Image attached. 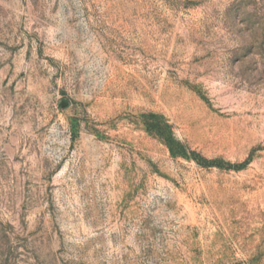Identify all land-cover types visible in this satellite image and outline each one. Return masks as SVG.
Instances as JSON below:
<instances>
[{
    "label": "rangeland",
    "instance_id": "obj_1",
    "mask_svg": "<svg viewBox=\"0 0 264 264\" xmlns=\"http://www.w3.org/2000/svg\"><path fill=\"white\" fill-rule=\"evenodd\" d=\"M0 264H264V0H0Z\"/></svg>",
    "mask_w": 264,
    "mask_h": 264
}]
</instances>
